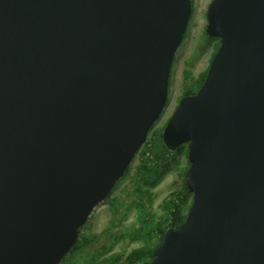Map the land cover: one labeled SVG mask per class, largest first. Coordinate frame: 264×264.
Wrapping results in <instances>:
<instances>
[{
    "label": "water",
    "instance_id": "95a60500",
    "mask_svg": "<svg viewBox=\"0 0 264 264\" xmlns=\"http://www.w3.org/2000/svg\"><path fill=\"white\" fill-rule=\"evenodd\" d=\"M192 0H0V264H60L169 98ZM204 83L162 133L187 144L183 224L150 264H264V0H212Z\"/></svg>",
    "mask_w": 264,
    "mask_h": 264
},
{
    "label": "rangeland",
    "instance_id": "374dc122",
    "mask_svg": "<svg viewBox=\"0 0 264 264\" xmlns=\"http://www.w3.org/2000/svg\"><path fill=\"white\" fill-rule=\"evenodd\" d=\"M211 1L193 0L191 19L185 39L174 59L169 99L161 117L154 124L145 144L134 157L129 170L113 188L109 201L99 205L84 225L81 233L85 242L70 252L61 264H97L102 258L127 254L148 243L146 237L131 240L129 236L139 225V204L135 189L139 185L143 189L147 188L138 175L139 167L145 158L150 157L149 153L143 154L149 145L152 134L158 136L163 133L188 88L186 85L191 84L190 78H198L210 66L214 45L218 42L215 40L209 44L210 36L206 33L207 11ZM184 80L188 82L186 85ZM188 163V151L187 153L184 151L180 157L179 166L167 173L155 187L150 188L153 192V203L148 214L152 215V220L155 223L164 217L163 201L165 197L169 193L181 189L183 184L181 177L183 172L188 169ZM114 200L120 201L117 210L113 208Z\"/></svg>",
    "mask_w": 264,
    "mask_h": 264
},
{
    "label": "trees",
    "instance_id": "16d2710c",
    "mask_svg": "<svg viewBox=\"0 0 264 264\" xmlns=\"http://www.w3.org/2000/svg\"><path fill=\"white\" fill-rule=\"evenodd\" d=\"M193 3L194 2L192 0V4ZM215 40L218 42L216 45H214L212 58L220 45V41L215 37H210L208 41L209 44H212ZM207 72L208 69L199 75L198 78H190L191 84L189 85H186L188 82L184 80V84L188 87L185 90L184 96L193 95L198 91L205 81ZM170 85L171 79L169 86ZM152 129L153 127L150 129V131ZM184 151L187 153V144L179 146L175 151H170L166 148L162 141V134L158 136L157 134H152L149 145L143 154L146 155V153H149L150 157L145 158V160L141 162L138 171V175L143 180V184L147 186V188L143 189L142 186L139 185L135 189V193L138 195L139 225L129 235L131 240L146 237L148 239V243L139 248L133 249L127 254H116L111 257L102 258L97 264H150L154 258V251L162 243L167 229H177L183 224L186 219L192 198V193L186 186V170L183 172L181 177L183 180L181 189L169 193L163 201L164 217L155 223L152 220V215L148 214V212H150V207L153 203V192L150 190V188L155 187L167 173L175 170L179 166L180 157ZM129 168L130 165L126 169L125 173L129 170ZM110 196L111 193L108 198L100 205L107 203L110 199ZM119 205V200L113 201V208L115 210L118 209ZM83 228L84 226L80 229V238L78 243L71 249L70 252L74 251L85 242V239L82 238L81 233Z\"/></svg>",
    "mask_w": 264,
    "mask_h": 264
}]
</instances>
